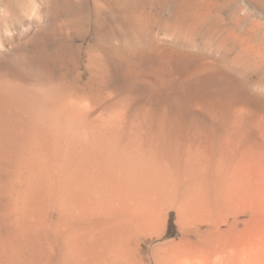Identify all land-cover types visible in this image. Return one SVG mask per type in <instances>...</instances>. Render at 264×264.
<instances>
[{"label": "bare ground", "instance_id": "bare-ground-1", "mask_svg": "<svg viewBox=\"0 0 264 264\" xmlns=\"http://www.w3.org/2000/svg\"><path fill=\"white\" fill-rule=\"evenodd\" d=\"M0 264H264V0H0Z\"/></svg>", "mask_w": 264, "mask_h": 264}]
</instances>
